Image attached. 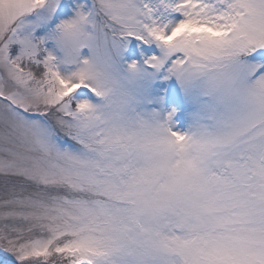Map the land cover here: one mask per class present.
<instances>
[{
	"label": "snow or ice",
	"instance_id": "6c2138e0",
	"mask_svg": "<svg viewBox=\"0 0 264 264\" xmlns=\"http://www.w3.org/2000/svg\"><path fill=\"white\" fill-rule=\"evenodd\" d=\"M0 264H264V0H0Z\"/></svg>",
	"mask_w": 264,
	"mask_h": 264
}]
</instances>
